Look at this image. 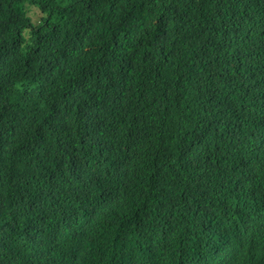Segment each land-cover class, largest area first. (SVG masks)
Returning a JSON list of instances; mask_svg holds the SVG:
<instances>
[{"label":"trees","instance_id":"trees-1","mask_svg":"<svg viewBox=\"0 0 264 264\" xmlns=\"http://www.w3.org/2000/svg\"><path fill=\"white\" fill-rule=\"evenodd\" d=\"M0 264H264V0H0Z\"/></svg>","mask_w":264,"mask_h":264},{"label":"clouds","instance_id":"clouds-1","mask_svg":"<svg viewBox=\"0 0 264 264\" xmlns=\"http://www.w3.org/2000/svg\"><path fill=\"white\" fill-rule=\"evenodd\" d=\"M28 6L29 5H27V7ZM123 49H125V50L127 49L126 44L123 47ZM177 65H178V63L177 64L173 63L171 61V58L166 60V66H167V68H169L171 70H175ZM94 74L98 75L99 81L105 80V81H109V82H115L117 80H123L127 76L125 55H121L120 61H119V63L117 65L108 66L107 69L99 68L98 70H96V73H94ZM110 75L114 76V80L108 78V76H110ZM166 78L167 77H165L163 79V81H162L163 83H165V79Z\"/></svg>","mask_w":264,"mask_h":264},{"label":"rangeland","instance_id":"rangeland-1","mask_svg":"<svg viewBox=\"0 0 264 264\" xmlns=\"http://www.w3.org/2000/svg\"><path fill=\"white\" fill-rule=\"evenodd\" d=\"M27 12L31 16V18L33 20H35V21H37L39 19V17H40L39 10L36 7H34V6H31V5L28 6L27 7Z\"/></svg>","mask_w":264,"mask_h":264}]
</instances>
